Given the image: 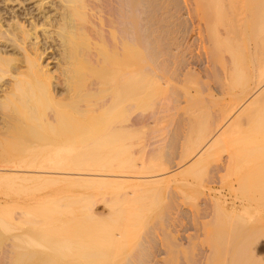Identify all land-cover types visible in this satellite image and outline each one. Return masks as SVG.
Segmentation results:
<instances>
[{"label": "bare ground", "instance_id": "obj_1", "mask_svg": "<svg viewBox=\"0 0 264 264\" xmlns=\"http://www.w3.org/2000/svg\"><path fill=\"white\" fill-rule=\"evenodd\" d=\"M179 20H184L186 24V31L183 30L181 31L183 33L175 36L178 37L176 42H179V46L173 45L177 49L179 47V51L183 53L179 54V57L176 56L178 60L175 57L176 62L181 59L180 56L182 57L181 64L177 62L180 66L175 64L174 58L172 60L157 57L164 53L160 52L164 47L161 46L164 36L167 33L169 35L172 29L177 30L175 22ZM15 46L22 53L23 64H17L18 68L13 66L11 69L10 63L18 60L13 56V52L11 53ZM155 57L162 61H159L161 65L154 62L158 61ZM190 74L197 75L196 79ZM167 84L168 87L172 86L171 88L180 85L183 87L184 93L177 95L176 102L173 101L175 93L172 89L167 90L165 95L151 102L155 106L154 112L147 115L142 112L135 114L137 106L144 109L150 107L147 100L148 96H151L149 92L158 90L160 85L164 89ZM143 103H146V106H142ZM175 109L176 111L183 109L190 115L201 113L206 116L205 124L208 126L202 129L196 145L186 152V157H181L174 165L168 164L167 161L163 163L149 161L144 163L145 171L135 170L138 161L132 160L130 156L123 158L122 154L124 149H128L132 144L136 130L153 123V115L156 116L155 114L160 112L168 115ZM221 142L226 145L232 142L233 149L228 146L225 150L222 148L223 151L219 147ZM155 144L152 141L150 143L156 147ZM223 144L221 147L225 148L226 145ZM44 145L46 149L48 145L54 146L55 149H51L52 152L45 155L49 151L46 152ZM69 145H76L77 149L80 147L79 152L74 146L75 154L74 150L71 154L70 151L67 152L65 148ZM23 146L30 148L32 152L28 150L30 155L29 153L26 155L28 151L25 152L27 158L20 157ZM31 147L34 148L33 151ZM35 150L39 153L45 150L43 153H46H42L41 158L45 155L47 159L44 156L45 161L39 159V163L36 158H40L41 154H36L38 152ZM254 150L256 154L264 150V0H0V234L3 238L7 236L6 240H9L0 250V264H37L39 258L35 248L38 219L34 202L31 200L30 203L33 204V206L30 204L31 207L22 204V207L26 206L25 209L19 208V202L15 203L18 207H11L10 202L13 204V201H16L14 195L11 198V193L19 195L22 190L32 192L38 186L43 184L47 186L56 180L82 183L85 188L95 187V184L140 186L160 181L162 183L167 178L166 175L172 177L171 171L184 166L178 171L176 169L175 173L196 170L195 168H199L200 172H203V169L208 171V175L205 173L208 178L199 187V193L206 187L217 188L216 183H220L221 189L224 187L239 189L235 191L240 192V195L245 188L249 197L250 188L253 190L254 185L249 188L246 187V183L253 177L260 182L258 176H262V168L264 169V166L261 169L258 167L255 171L254 166H258L256 160L254 159L256 163L252 167L249 159L251 161L253 159L247 158L252 157ZM253 155L257 156L254 153ZM261 155L260 157H263ZM245 163L251 164L248 167L254 171L253 176L246 175L248 180L243 175ZM72 164L76 167H72ZM255 172L259 173H256L258 176ZM224 176H227L228 180L224 181ZM263 177L261 178L264 179ZM241 185L245 187L242 188ZM260 185L258 183L259 188ZM197 195L194 198H197ZM234 197L237 200V197ZM244 197L248 198L247 195ZM211 198L212 196L208 200ZM216 199L220 200L215 198V202ZM95 200L86 205L85 216L88 224L92 220L97 221L98 216L112 214L111 218L108 215L110 224L107 222L106 228L108 225L109 227L108 230L104 229L106 236H103L101 241L104 237L108 239L110 236L111 239L113 236L118 244L125 236L121 242H128L130 239L123 240L125 238L127 240L130 233L133 236L134 230L136 232L135 228L142 214L139 213L140 210L132 213L131 210L126 211L120 206V209L115 208L112 211L110 209V212L107 209L95 211L94 206L99 202ZM209 202L212 204V199ZM219 202L217 203L223 205V200ZM252 204L240 198L238 205L234 206L235 209L237 206L243 207L244 213V210H250L249 206L255 209ZM215 206L219 207L218 204ZM219 209L217 210L224 212L223 207L220 206ZM232 209L233 212L236 211ZM262 209L263 212L259 208L253 213L258 215L259 211L262 212L259 213L260 222L255 228L251 226L248 218L251 224L249 225V222L246 224L251 226L249 228H246L245 223L235 221L239 219L235 218L237 212H234V217L231 215L232 212L226 213L227 219L228 215H231L232 221L236 224L239 222V227L246 225V231L245 228L242 230L243 234L241 229L238 230L243 236L241 244L237 245H240L239 251L232 253V256L237 254L233 264H264V206ZM225 210L227 211L226 207ZM248 211L240 216L241 221L244 220L245 214L249 215ZM251 216L253 217L250 214L249 218ZM223 218L222 222L218 219L219 222L215 224L222 225L224 221L225 228L227 220ZM255 218L257 219L256 216ZM255 218L251 219L252 222L257 221ZM220 222L222 224H219ZM234 222H231L230 227L227 221L226 227L233 229ZM153 228L156 229L155 226ZM138 230L140 231L139 228ZM158 231L156 233H159ZM112 240L110 241L114 243L115 240ZM230 243L233 245L232 241ZM71 245L70 247H75L74 244ZM230 245L226 248L228 249ZM84 247L86 253L91 252L89 256L84 253L81 260L80 257L83 255L80 254H83V250L81 251L80 246L75 247L77 250L80 249L79 256L74 249L75 254L72 252L74 256L79 257L78 260H84L79 262L80 264L84 262L90 264V261L93 264L103 261L106 264L114 263L115 249H111L113 252L109 255L107 254L109 249L105 252L107 247L104 246L97 249L94 247L95 249L89 251L87 249L89 247ZM103 248L105 253L101 250ZM216 248L213 249L212 246L213 250ZM233 248L235 249L230 247ZM222 249L224 248L220 251ZM119 250L117 253L119 251L121 256L129 251L124 249L126 252L122 254L124 250ZM200 250L197 255H193L190 262L187 260L189 263L185 264H208L212 255L208 256L207 253L209 259H206L205 263L204 253L201 255ZM213 250L208 251L210 253ZM135 251L130 253L136 254ZM226 251V254H231L229 249ZM130 253L128 254H132V257L134 253ZM162 253L159 251L150 264H159L164 258ZM69 256L71 257V254L67 255V259ZM74 256L71 257V261ZM117 256L118 254L116 261H127L126 256L123 257L124 260H117L119 258ZM230 258L228 262L231 261Z\"/></svg>", "mask_w": 264, "mask_h": 264}, {"label": "rangeland", "instance_id": "obj_2", "mask_svg": "<svg viewBox=\"0 0 264 264\" xmlns=\"http://www.w3.org/2000/svg\"><path fill=\"white\" fill-rule=\"evenodd\" d=\"M176 22H175L176 27L175 26L174 27L177 30L173 31V29H172L171 30L172 32L170 31L169 35L167 33V35L164 36V40L161 43V46L162 45L164 46V47H162V50H164V51H162V50L160 51L161 53L162 52H164V53H162V56L157 55V57L160 59H161V57H162V59L166 57V58H170L172 60L174 58L175 64L180 66V64H181L180 60L182 59V57L180 56L181 59L179 58L180 60L177 61L180 64H177V62L175 60L177 59V57H179V54L182 55L183 53L181 50H180L181 52L179 51V49H180L179 47H178V49L175 48V47L179 46V42L178 41L176 42L178 37L175 38V36H178L179 33L183 30H184V32L186 31V24H185L184 20H179ZM182 24H184V25H182ZM177 26H179V27L177 28ZM181 33H183V32H181ZM150 38H152V37H150ZM173 38H175L174 41H173ZM165 39H167V41ZM149 43H150V41H149ZM176 43H177V45H176ZM149 47H150V45H149ZM17 48L15 46L14 50L11 51V53L13 52V56L16 59H18L16 61H13L10 63L11 67L9 66V68H11V69H13V66L15 68H18L17 66L23 64L22 60H21L22 59V57H21L22 53H21V51H19L20 49L19 48L17 49ZM157 50H158V48H157ZM177 51H178V53H177ZM176 53L178 55H176ZM175 57H176V59H175ZM155 59H156V57H155ZM156 60H158V61H154V62L155 63L158 62V65H161L159 63V61L160 62H162V61L159 59H156ZM17 64H19V65H17ZM171 68L173 71L171 70ZM171 68H170V70L172 72H174V68L172 66H171ZM190 75L194 76V74H190ZM196 76L197 75H195L192 78L196 79ZM166 87L163 89V86L160 85L158 90L156 89L157 92H156V90L153 91L154 93L152 91L149 92V93H151V96H148L149 99H147V97L144 95L146 97V98L145 97L144 98L150 102V104H149L150 107L148 106V104H147L148 108L145 107V109L141 106H137L135 114L142 112V113H145V115H147V114H151L152 112H154V109H153L154 103H151V102L152 101L154 102L160 96L165 95L167 90L170 91L172 89V91L175 93L174 100H173L174 102H176L177 95H181L182 93H184V91H183L184 89L182 90L183 87H181V85L176 87L178 89H176L174 87L171 88L172 86L168 87V84L166 85ZM147 95H149V94H147ZM150 97H152V98H150ZM136 98H135V100L137 101L138 98L137 99ZM136 103H138V101ZM144 105L146 106V103L142 104V106H144ZM138 109H140V110H138ZM176 109L174 110V112L173 111L169 112L168 115H167V113L165 114V113H161V112L159 114H155L156 116L158 115L157 116L158 118L153 115L152 116V118H153L152 122L153 123L146 126L147 128L144 127L142 129L140 128V129L136 130V132H135L136 134L134 135V138L132 140V144L129 146L128 149H124V152L122 154L123 158L124 157L127 158V156L128 157L130 156V157H132V160L134 159V161L135 160H136V162L138 161L137 162L138 164H137V167H135V170L145 171L146 167H145L144 163L149 162V161L150 162L155 161V163H157L159 161H161V163L167 161L168 164L170 163V165H174L178 161H180L181 157H186L185 156L186 152L189 149L194 148V146L197 143V140L200 137L201 132H203L202 129H205V128H207L206 126H208V124L207 125L205 124L207 121V118L205 115H203L201 113H196L194 115H190L189 113H187L183 109H178L179 111L178 110L176 111ZM204 125H205V127H204ZM242 134H244V133L242 132ZM151 141L154 144L156 143L155 144L156 147L154 145H150ZM231 143L232 142H229L228 145H226V144H223L221 142V144H223L224 146L226 145V146L224 148V147H221L222 145L220 144L219 147L221 149L223 148L225 150L226 147L231 146V145L233 146V143L232 144ZM157 145H159V146H157ZM40 146H42V145H40ZM45 146L46 145H44V149L46 150V152L49 151L47 153L46 152L43 153V151H45V150H43L42 153L43 154L46 153L45 155L52 152L51 149H55V147L52 145H50L51 147L48 145L49 147L47 146V149ZM73 146L75 147L76 150H78L77 152H79L80 147H78V149H77L76 145H73ZM73 146L69 145L68 148H65V149L68 150L67 152L70 151L69 153L71 154V151L73 152V150H74ZM147 146L150 147V149ZM232 146L230 148H232ZM23 147L25 148V146H23ZM52 147H54V148H52ZM24 148H23V150L21 149L22 151H24V153L21 151L20 157L25 156V152L30 150L29 147H28L29 149H27V147L25 148V149H27L26 151L24 150ZM37 148H40V147H37ZM31 149H32V147H31ZM33 149H32V151H33ZM148 149L151 151L149 152ZM40 150L41 149H38V151H40ZM76 150H74V154H75ZM38 151H36V152H38ZM30 152H31V150H30ZM77 152H76V155H77ZM225 152H227V150ZM263 152H264V150H263ZM263 152H260L262 155L260 153L256 154L255 150H254L253 153L257 156L254 157L253 153H252V157L247 156V158L253 159L252 161H251V159H249L250 162L252 163V167L254 166L253 164H255L256 162L258 163L259 161H262L261 163L260 162L258 164L256 163V165H258V166H254L255 171L258 170V167H259V169H261V167L264 166V165H262L264 163V161H263L264 160V158H263L264 153ZM28 153H29V151L26 153V155ZM42 153L41 152L36 153V154H41L40 158H36V159H38V162L40 160L42 161L44 156H45L44 155L43 158H41L43 155ZM147 154H148V157H147ZM29 155H30V153H29ZM34 155H33V157H34ZM149 155H151V156H149ZM260 155L263 157H260ZM36 157H39V156H36ZM57 158H60V157H57ZM46 159H47V157H46ZM254 159L256 160V162ZM73 160H74V158H73ZM77 160H78V158H77ZM128 160H131V159L128 158ZM44 161H45V159L43 160V162ZM247 163H249L248 160H247ZM247 163H245V164L247 165ZM259 164H261V166H259ZM186 165H187V163L185 164V166ZM246 165L244 168L245 174H243V175H245V176L250 175V177L253 176L254 175L253 169L251 167H248L249 165L251 166V164H248L247 166ZM71 166L76 167L73 164ZM182 167H184V166H182ZM182 167L176 168L177 171L182 169ZM147 169H149V168L147 167ZM176 169H174L173 172L171 171L172 173L170 172V174H172V177L168 175L169 176V178H168V176L165 174L166 175L165 177H167V178L165 180L163 179L164 181H162V183L160 181V183L158 182V183H152V184H142L140 186H139V184H138V186L122 184L121 185L122 187L120 186V184L119 185L118 184L117 185L116 184H110V185H106V184H97L96 185L95 184V187H92V188L86 187L85 188L84 184L82 185V183L80 184L78 182L73 183L71 181L56 180V181L48 183L47 186H44L45 184H43V185L40 184L41 186H38L35 189V191L32 190V192L30 190H26V191L22 190V191H20L21 194L18 195V193H17L18 197H17V195H15L16 193L15 194L11 193V195H10L11 198L14 195V197H16V201H13V204H11L12 202H10V206L15 207V206H17V204L15 205V203L19 202L18 204L21 205V206L19 205V208L25 209L26 206L22 207V204H26V205H28L27 207H31V206H33V204L30 203L31 200H32V202H34V210L36 211V215H37V219H38V231H37L36 242H35V244H36L35 248H37L36 251H38V253H39V254L37 253L39 256L37 264H76L77 261L75 260L76 256H74L75 252L73 251V249L77 252L76 254L78 256H79V253H81L78 250H80V249H81V251L83 250V254H80V255H83V257H80V260H81L82 258H84V253H85V255L88 254V256H89V253L91 252L90 251V252L86 253L87 250L85 249L84 246L89 247V248H87L88 251L91 249H95V248L97 249V247L102 248L101 246L107 247V248H105V250H104V248L101 250H102V252H104V251L107 252V250L109 249V251L107 252V254L109 253V255H111V253L113 252L112 250L115 249L114 253H116V255L118 254L117 257H119V258H117V260L123 259V257L126 256L127 261H125L124 259L123 260L125 262L122 260H121L122 262L116 261V259H115L116 255L113 253L115 255V258L113 260V262H114L113 264H118L117 262H119L120 264H129V263H132V264L133 263H135V264H150L151 263L150 261L152 260V258L159 251H162L163 253L161 255L164 256V258H163L164 260L162 259L163 261L161 260L159 264H180V263L185 264V263H189L191 261L194 254L197 255V253H199L198 252L199 249H201L200 250L201 255H202V252L204 253L205 263L207 262L206 259L207 260L209 259V258H207V253H208V256L212 255V256H210L211 261L209 259L207 262L208 264L210 262H212L213 264H222L225 262V260H226L225 264L226 263L233 264L235 261V259H234L235 255H237L236 254L237 250L239 251L238 247H240V245L239 246H237V245L242 240L243 235H241V233L243 234V232H244V231H242L243 228H245L246 225L248 226V227L246 226V228H249L251 226L255 228V225H258V223L260 222V217H261L260 214H262V212H263L262 206H264V203H263L264 202V199H263V196H264V187H263L264 186V179L261 178L262 176H264L263 175L264 169L262 168L263 171L261 170L262 176L256 175V173H258V172H255V175L260 177L259 178V179H261L260 182L258 179L254 178V177H253L254 179L252 178L250 180L252 183L250 181L248 182L249 184L246 183L247 186L245 185V183L242 182V184H244L246 187H249V188L253 187V185H254L253 190H252V188H250V191H249V188H248V191L250 192V193L248 192L250 195L249 197H248L247 192H245L246 189L243 188L245 186L241 185L242 188L244 189V191L242 190L243 192H241V193H243V194L240 195V192H237L239 189H235L237 191H235L234 189H229L227 187H224L221 189L219 187L220 183H216L217 188L209 189L208 187H206L204 191L202 190L199 193L198 192L199 187H201L202 184H204L208 178V176H205V173L208 175V171L207 170L205 171L203 169V172H200L199 168H198L199 170L197 168H195L196 170L176 174L175 173ZM250 173H252V174H250ZM248 177H247V180H248ZM223 178H224V181H226V179L228 180L227 176H224ZM245 180H246V178H245ZM258 183H259V185L261 184L260 185L261 188H259ZM250 184H251V186H249ZM197 185H199V186H197ZM216 189L218 191L220 190V192L222 191V193H221L222 195ZM255 189H256V191H255L256 193L254 192ZM202 192H203V194H201ZM204 193L206 194L205 196H204ZM197 194L204 196L203 202H202V196H200V195L198 196ZM230 194H231V196H230ZM244 194L247 195L248 198H245ZM253 194H254V196H253ZM196 195L198 197L194 198V197H196ZM242 195H244V196H242ZM211 196H212L211 199L213 202L212 204H211V202H209V201H211V199L208 200ZM234 196L237 197V200H235ZM199 197L201 200L199 199ZM213 197L218 198V200L219 199L223 200V205L219 204V203H221V202H219L220 200L217 201V199H216V202H215V198L213 199ZM219 197H221V198H219ZM21 198H23V200H21ZM225 198H226V201L228 203L225 201ZM240 198L245 199L247 201H250L251 204L253 203L252 206L253 205L255 206V209H253V207L251 208V206H249L250 210L247 207V209L250 212L252 210L251 213H249L248 210H244V213H246L245 211H248L249 215L247 216V214H245V217H243L244 216L243 215L242 217L244 220H242V221H241L240 216L242 214H244L242 211V209H244V208L241 206H237L235 209V206H234L235 204L238 205V203L240 202ZM95 199H97L99 202ZM204 199H206L207 201ZM255 199H257V200L255 201ZM94 200L98 202L94 206L95 211H102V210L104 211V209L105 210L107 209V211H109L111 209V211H112L115 208L120 209V206H121V209H124L126 211L131 210L130 212H132V213L134 211L138 212V210H140L139 213H142V214H140V219L137 222L138 225L135 228V229H137L136 232L134 230L133 231L134 234L132 233L133 236L130 233V237L128 236L127 240H126V238H125V240H123V241H128L130 239L129 240L130 242L129 241L125 242V243L121 242V240L124 239L125 236H123V237L120 236L122 238L119 241V243H120V245H119V243L117 244L118 241L115 240L113 238V236H111L112 238L110 239L109 235H107V236H109V237H107L109 239V243H108V239H105V237L101 241L102 237L106 236V234H105L106 232L104 233V229L108 230L107 228L109 227V225L107 226V228H106V225H107V222L108 223L110 222L109 216L111 218L112 214L111 215L108 214L109 216L108 215L98 216L97 221L95 219V220L90 221L91 223L88 224L87 220H86V216H85L86 209H87L86 205H89L90 202H92ZM197 200L199 203L197 202ZM205 201L208 203H206ZM217 202H219V203H217ZM225 202L228 206L225 204ZM30 204H32V205L30 206ZM217 204L219 207L221 206L224 208V209H222L224 212L218 211L221 208L220 209H219V207L217 208L215 206ZM224 206L227 208V211L225 210ZM256 206L257 207L260 206L259 207L260 211L262 210V212L259 211L260 214L258 213V215L253 214L259 210V208H258V210L255 211L257 208ZM11 207H10V209H11ZM212 207H213V210H212ZM215 207H216V209H215ZM232 208H234V210H236L234 212L235 213L237 212L238 215H239V213H241L239 216L237 215V217H235V218L239 217L238 220L234 219L235 221H239L240 223L246 224L250 220L252 224L250 222L248 224L249 225L251 224V226H249L248 224H246V225L240 224V225H242V228H241L238 226L239 222H237V224H236V222L232 221V218L235 215ZM200 210H201V212H200ZM207 210H209V212ZM215 210L218 211L220 214L218 212H215ZM199 212H200V214H199ZM202 212L206 216L203 215ZM207 212H208V214H207ZM230 212H232L233 214H231ZM214 213L216 215H214ZM226 213L231 214L233 216L232 217L231 215H228L229 216L228 219H230L231 222L235 223V227L232 226L234 230L232 228L226 227L230 221L227 219ZM250 214H252L253 217L251 216V218H249ZM202 215H203V217H202ZM254 215L257 217V219L255 218ZM221 216H222V218L225 216V218H223V219L224 220L226 219L228 221V223H227V221L225 220L226 221L225 228H224L225 222L223 221V224L221 223L222 222ZM84 217H85V219H84ZM105 217H107V218H105ZM253 218H255V221L256 220L257 221L252 222L253 220H251V219H253ZM218 219H220L219 221H221L219 224H222L223 226L215 224V222L216 223L219 222ZM94 221H96V222L94 223ZM82 222L85 223L86 225L83 224ZM99 222H100V224H99ZM231 222L229 223L230 227H231ZM253 223H254V225H253ZM91 224H93V225H91ZM204 224L206 225V227ZM156 225L159 227V229H157L158 227ZM154 226L156 227L157 230L155 228H153ZM137 227L140 229V231L138 230ZM161 227L164 228L165 230L163 229V231H162ZM147 228H148V230H147ZM177 228H179L181 231ZM246 228H245V231H246ZM158 230H160V231H158ZM175 230H177V231H175ZM222 230L224 232H222ZM238 230H240L242 232L239 233L240 231H238ZM157 231L159 233H156ZM234 231L237 233H235ZM225 232H227V233H225ZM177 233H179V234L176 235ZM222 233H224V234H222ZM215 234H217V235H215ZM218 234H219V236H218ZM212 235H213V237H212ZM239 235H241V236H239ZM221 236L224 238H221ZM233 236L236 237V240H235V237L233 238ZM120 237H119V239H120ZM237 237H239V238H237ZM6 238H7V236H6ZM6 238H5V236L3 238V236L0 234V250L3 247L4 243L5 242L7 243L9 241L8 239L6 240ZM112 239L115 241H113ZM217 239L218 240L221 239V240L217 241L218 243L214 242ZM110 240H112L114 243H112ZM97 241H99L102 244L104 243V245L101 244V246H99L100 243ZM179 241H180V243H178ZM231 241L233 242V245L236 244L237 242L238 243L236 244V246L235 245L233 246L230 243ZM110 242H111V244H110ZM81 243H83V244L81 245ZM71 244L72 245L74 244L75 247H76V245H77V247L80 246V249L79 248H78V250L75 249V247L72 246ZM97 244H98V246H96ZM70 245L72 247H70ZM113 245L116 247H114ZM209 245L210 246L212 245L213 249H214V247L215 248L217 247L215 249L216 251L212 249V246L209 249V247H210ZM227 245H230L228 249L231 252V254H229L231 256H229L228 253L226 254V252H227L226 250H228L226 248V247H228ZM218 246H220V248ZM134 247H136L137 249ZM230 247L231 248L235 247V249L234 248L230 249ZM123 248L128 249V250L131 248L132 249L129 251L127 250L128 252H126ZM206 248L210 251L213 250L212 251L213 253L212 252L209 253V251ZM221 248H224V249H222L220 251ZM119 249L124 250V252L123 251L121 252L122 254H124L126 252L124 256L123 255L121 256V254H119V251H120ZM204 249H205V252H204ZM117 250H119L118 253H117ZM134 250H136L137 252L135 251L136 254L134 252H131V253H134V255H135V256L133 255L131 257L132 254L130 253V251H134ZM232 250H234V251H232ZM214 251L216 252L215 254H214ZM235 251H236V253L233 254V256H232V253H234ZM72 252L74 254H72ZM218 252L223 253L225 256L224 255L222 256V254H220L221 255V257H220ZM128 253H130L131 255H129ZM68 254H71V257L74 256L72 261L70 260L71 259L70 256H69L70 258L68 257L69 259H67ZM113 254H112V256L114 257ZM127 254L129 255V257H131V259H128L129 257ZM213 254L216 256H214ZM217 254L219 255L220 260H219V258L217 259V257H218ZM205 255H206V258H205ZM137 256H139V257H137ZM213 256H214V258H213ZM226 256H229V257H227V259H226L225 258ZM77 257H76V259L78 260L79 257L78 258ZM228 258L231 259L230 262H228ZM0 260H1V258H0ZM80 260H78V263L84 261V260H82V261H80ZM128 260H131L132 262H130ZM187 260H189V262ZM215 261L218 263H216ZM93 262H95V261H93ZM103 262L102 263L99 262V264H106ZM110 263H112V262H110ZM110 263H108V264H110ZM83 264H87V263L84 262ZM90 264H93V263H91V261H90ZM94 264H97V263H94Z\"/></svg>", "mask_w": 264, "mask_h": 264}]
</instances>
